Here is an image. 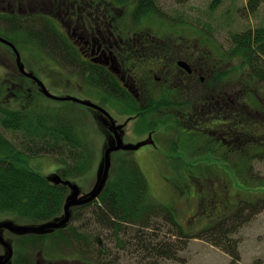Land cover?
Wrapping results in <instances>:
<instances>
[{"label": "rangeland", "instance_id": "374dc122", "mask_svg": "<svg viewBox=\"0 0 264 264\" xmlns=\"http://www.w3.org/2000/svg\"><path fill=\"white\" fill-rule=\"evenodd\" d=\"M120 2L135 8V0ZM212 3L213 0H154L153 8L145 10L142 18L134 19L135 11L114 2L121 12L128 10L131 25L129 28L144 30L145 32H141L157 36L165 33L173 35L182 33L194 44L210 46L218 60L224 59V63L209 64L216 73V79L221 83L215 92L220 96L219 107H216L220 116L203 125V130L210 128L209 134L203 132L195 134L192 130L176 126L172 119L175 116L181 121L177 117L178 111H174L173 114L150 112L142 117L139 124L132 121L127 126L123 141L127 144H137L145 140L148 132H155V146L152 144L154 147L144 146L138 151L128 153L146 176L152 198L174 208L178 220L186 229L205 230L209 221L227 215L225 223L219 225L216 231L227 234L230 239L238 242L241 258L233 263L231 256L222 249L202 239H191L187 248L179 252L180 261L170 262L164 258L165 261L160 264H264V211L258 213L251 221L236 226L239 230L235 227L239 225L240 219L245 218L244 215L240 217L236 215V207L240 201L264 198V160H248L235 152V149L248 147V142L243 140L250 139L253 133L262 136L264 140V89L257 80L249 83L246 78L243 79L242 75L246 69L248 70L247 63L252 61V57L249 50L244 52L241 49L240 52H236L233 50L235 45L231 43L232 37L236 34L257 29L264 31V0H222L216 8H212ZM4 6L5 4L0 2V13L4 11L1 8ZM46 19L53 23L52 19ZM53 26L55 27V24ZM6 35L17 42L22 62L30 63L24 64L26 70L35 74L52 95L81 99L88 96L86 93L83 94V90L91 86L87 85V80L83 76L76 73L71 78L64 77L58 86L57 66L52 60L46 58L37 47L29 46L27 37L22 32ZM149 67L148 64H140L139 69L144 72ZM30 83L32 85L34 82L20 73L12 49L0 42V86L4 87L5 92L3 101L16 110L28 107V110H33L32 114L36 117H66L78 122L79 130L91 145L92 157L86 172L78 178H71L70 181L80 187L83 195L90 193L97 182L98 170L108 147L105 126L86 106L74 101L49 99L35 83L40 94L36 96V92H33L29 98L24 88L27 86L32 88ZM79 84L83 90L78 87ZM241 87L242 90L244 88L248 90L242 91L244 95L240 92ZM200 92L204 91L195 90L192 94L199 96ZM229 95L231 100L228 99ZM161 100L154 97L151 101H159L158 104L166 103ZM158 107L165 106L159 104ZM111 115L119 124L128 118L126 112L120 116L117 109H111ZM229 127L234 131L231 140H228ZM3 133L13 142L20 140V134L6 130H3ZM237 133H241L239 136L242 141L235 143ZM171 134H175V141ZM217 137L220 139L219 142L212 143ZM232 141L234 142L229 145L228 142ZM122 154L124 152L112 154L110 178L112 169L124 156ZM25 164L49 179L56 173L58 167L57 161L47 156L28 159ZM75 209H71L73 216L86 210ZM227 210L229 212L225 214ZM248 211L244 213L247 214ZM87 218L88 215L83 213L74 223V227L89 240L80 234L74 235L76 233L70 232L64 233V237L48 239L40 245L39 250H36L35 255L40 253L38 264H48V261L55 264L59 261L80 264L77 258L82 257L85 252L96 253L104 258L106 248L110 249L111 254L107 258H113L116 264H134L131 251L127 250L130 243L126 241L125 246L120 245L117 239L111 236L112 232L102 234L97 225L87 223ZM9 220L23 225L37 224L29 219L17 218L13 214L0 215V222ZM66 226L70 227V222ZM97 235L100 237V246L96 247L94 241ZM3 238L11 244L15 257L18 236L4 230ZM51 248L54 250L50 251ZM5 252L6 249L0 243V256ZM78 253L82 255L79 254L78 257ZM83 256L86 257V254ZM13 262L14 259L10 264Z\"/></svg>", "mask_w": 264, "mask_h": 264}, {"label": "trees", "instance_id": "16d2710c", "mask_svg": "<svg viewBox=\"0 0 264 264\" xmlns=\"http://www.w3.org/2000/svg\"><path fill=\"white\" fill-rule=\"evenodd\" d=\"M221 2L222 0H213L212 8H216ZM152 3L146 1L144 11L153 8ZM141 15L138 17H142ZM6 18L0 16V31L3 37H6L7 31ZM9 20L15 31L25 29L23 25H19V19L9 18ZM42 22L44 29L38 38L40 47L50 58L56 60V53L59 54L62 49L59 48L56 37L47 31L53 28L51 23L46 19H42ZM53 31L56 33L55 30ZM232 38L236 52H240L241 49L244 52L249 50L253 63H258L248 64V70L246 69L242 75L243 79L246 78L249 83L257 80L264 89V31L249 30ZM70 60L79 61V57L73 53ZM242 91L248 90L247 88L242 90L241 87L240 92ZM4 94V87L0 86V215L13 214L17 218L29 219L37 224L54 221L63 215L65 200L70 190L62 183H52L48 177L30 169L25 162L36 157H53L58 163L55 174L62 180L78 178L89 167L92 157L91 145L79 130V124L75 119L36 117L32 114L33 110H28V107L16 110L3 101ZM158 105L153 106L156 108ZM152 111L150 108L147 112ZM3 130L20 134V140L13 142L6 137ZM239 134L241 133L235 136V143L242 141ZM262 140V136L253 133L250 139L243 140L248 142V147L235 149V152L248 160H264V140ZM234 141L228 142L229 145ZM122 155L124 156L112 169L111 178L100 196L75 209H86L84 212L75 213L73 216L72 211L70 227L65 226L52 234H27L18 237L13 264H38L40 253L35 254L40 245L53 237L63 236L66 232L84 237V234L74 227V223L83 213L88 215L87 223L97 225L102 234L110 231L111 236H114L120 245L125 246L126 241L130 243L127 250L131 251L134 264H160L165 261L164 258L170 262L180 261L178 254L187 248L191 239H202L222 249L231 256L233 263L240 260L238 242L230 239L227 234L216 231L219 225L225 223L227 215L209 221L205 230L186 229L178 220L174 208L152 198L147 178L137 162L129 157L128 153ZM236 209L238 217L245 216L243 220L240 219L239 225H235L239 227L240 224L251 221L258 213L264 211V198L241 200ZM247 210L248 213H244ZM84 238L89 240L88 237ZM94 244L96 247L100 246L98 235L95 236ZM106 251L104 258L87 251L83 254H86V257L78 253V257L79 254L82 257L77 259L80 264H116L113 258H107L111 255L110 249L106 248ZM45 261L47 262V259ZM48 264L55 262L48 261ZM56 264L67 263L59 261Z\"/></svg>", "mask_w": 264, "mask_h": 264}, {"label": "flooded vegetation", "instance_id": "af4514ba", "mask_svg": "<svg viewBox=\"0 0 264 264\" xmlns=\"http://www.w3.org/2000/svg\"><path fill=\"white\" fill-rule=\"evenodd\" d=\"M113 1L135 11L134 19L143 17H138L136 11L139 0H135L134 9L120 0H0L5 4L1 7L4 11L0 15L7 17L5 34L22 32L27 37L29 46L37 47L46 58L56 64L58 86L64 77L71 78L77 73L91 86L85 88L87 90L85 91L81 84L78 85L83 94H88L84 95L83 99L78 98L79 100L90 101L111 117V109L119 110L120 116L125 112L128 114L126 121L121 124L114 120L116 125L125 126L124 130H121L123 140L127 126L132 121L139 124L141 117L147 116L150 108L152 112L158 114H173L174 111H178L177 117L181 121L175 116L172 119L176 126L192 130L195 134L201 132L209 134L210 128L203 130V125L220 116L219 109L216 108L219 107L220 96L215 92L221 85L209 64H221L224 63V59L218 60L210 46L194 44L182 33L178 35L165 33L157 36L144 33V30L129 28L131 25L128 10L121 12ZM9 18L19 19V25H23L25 29L15 31ZM46 18L53 20V23L49 21L53 28L47 31L56 37L58 46L62 49V52L56 53V60L46 54L38 40L40 32L44 29L42 19ZM2 38L17 49L15 39L7 35ZM1 43L10 47L15 54L12 46ZM73 53L78 55L79 61L70 60ZM21 64L30 63L27 61L23 63L21 59ZM140 64H148L150 67L141 72ZM247 64H253V60ZM27 73L34 77L26 76L29 81L36 85L39 81L42 82L32 72ZM67 81L71 82L69 79ZM33 84L30 83L32 88L30 86L24 88L29 98L33 92H36V96L40 94ZM39 88L41 89L40 86ZM200 89L204 92H200L199 96L192 94ZM210 91L213 93H205ZM154 97L162 99V102L166 101L159 103L165 107L155 108L153 105L159 101L152 102ZM228 99L231 100V95ZM86 107L105 126L107 144L110 143L114 134L110 130V121L102 111ZM151 129L153 128H149ZM154 133L148 132L146 139L151 138L155 144ZM228 134L229 139H225L231 140L234 135L231 127L228 128ZM171 135L175 141V134ZM219 140L217 137L214 142L217 143Z\"/></svg>", "mask_w": 264, "mask_h": 264}, {"label": "water", "instance_id": "95a60500", "mask_svg": "<svg viewBox=\"0 0 264 264\" xmlns=\"http://www.w3.org/2000/svg\"><path fill=\"white\" fill-rule=\"evenodd\" d=\"M0 41L4 42L10 46L13 47L17 61H18V68L19 71L30 77L34 78L31 74H28L25 69H24V64H21V58L20 54L15 48V46L4 39L0 37ZM38 85L41 87L42 92L44 95L51 99H56V100H72L74 102H78L82 105L89 106V107H94L104 113L106 118L110 121V130L113 131L115 139L109 143L108 147L106 148L104 152V158L103 161L99 167L98 170V175H97V182L95 186L93 187L92 191L86 195H82L81 189L77 184H73L70 181H61V178L58 175H53L50 178V181L53 183H63L64 185L68 186L70 188V194L68 195L65 205H64V216L62 218H59L54 221H49L40 225H19L15 224L12 221H5V222H0V243L4 246L6 249V252L4 255L0 256V264H10L14 251L11 246V244L7 241L4 240L3 238V232L4 230L10 231L12 234H15L17 236H24L27 234H38V235H45L48 233H51L57 229H61L65 227L71 219V209L73 207H78L82 206L84 204L90 203L94 200H96L100 194L102 193L103 189L105 188L107 181L109 179V172L111 169V155L114 152L123 150V151H137L141 147H144L150 143H152L151 140L148 141H143L139 142L137 144H124L122 140V134L119 133L120 130L123 129L124 125H116V122L112 119V117L103 109L100 107L94 105L90 101H84V100H79L76 98H57L56 96H53L45 87V85L42 82H38Z\"/></svg>", "mask_w": 264, "mask_h": 264}, {"label": "bare ground", "instance_id": "6f19581e", "mask_svg": "<svg viewBox=\"0 0 264 264\" xmlns=\"http://www.w3.org/2000/svg\"><path fill=\"white\" fill-rule=\"evenodd\" d=\"M146 1H149V2L152 1L154 3V0H141V1H139L138 6H137V14L138 15L143 14V12H144V5H145V2Z\"/></svg>", "mask_w": 264, "mask_h": 264}]
</instances>
